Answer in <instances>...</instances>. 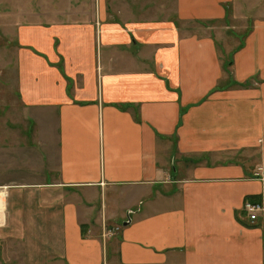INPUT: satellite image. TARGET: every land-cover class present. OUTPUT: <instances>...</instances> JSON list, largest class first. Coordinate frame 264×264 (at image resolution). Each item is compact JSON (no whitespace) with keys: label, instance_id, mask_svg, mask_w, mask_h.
I'll return each instance as SVG.
<instances>
[{"label":"crops","instance_id":"0c3cea01","mask_svg":"<svg viewBox=\"0 0 264 264\" xmlns=\"http://www.w3.org/2000/svg\"><path fill=\"white\" fill-rule=\"evenodd\" d=\"M174 1L159 17L94 0L18 25L21 99L58 177L0 184V238L22 243L23 264H106L104 212L123 225L119 264H264V23L225 58L188 24L234 0Z\"/></svg>","mask_w":264,"mask_h":264},{"label":"rangeland","instance_id":"374dc122","mask_svg":"<svg viewBox=\"0 0 264 264\" xmlns=\"http://www.w3.org/2000/svg\"><path fill=\"white\" fill-rule=\"evenodd\" d=\"M84 2L94 3V0H0V184L32 186L58 179L57 171L52 169L45 140L48 131L38 123L34 112L21 99L16 75L19 49L17 29L20 23H29L34 13H44L52 7L77 6ZM174 3V0H106V6L111 7L112 17L123 20L159 17L157 15L170 6H175ZM260 21L264 23V0H234L224 4V16L218 20L183 23L198 26L199 35H212L222 54L228 58L245 44V39L254 32L255 23ZM50 146V150L55 151L56 143ZM70 192L82 194L81 191ZM112 215L110 212L109 215L103 213L102 222L97 224V233L103 234V238L107 237L106 264H119L117 246H111V242L120 235L123 225L121 220L112 222ZM122 216L118 212L115 218ZM250 219L256 221L258 218ZM94 230L92 228L91 231ZM83 231L86 232L87 228L84 227ZM24 252L21 242L0 238V264H23L26 258Z\"/></svg>","mask_w":264,"mask_h":264},{"label":"built area","instance_id":"2783aa9c","mask_svg":"<svg viewBox=\"0 0 264 264\" xmlns=\"http://www.w3.org/2000/svg\"><path fill=\"white\" fill-rule=\"evenodd\" d=\"M10 187L8 185L0 186V228L6 225V200ZM244 207L250 218L254 220L258 218V213L263 209L262 204L250 201L246 202Z\"/></svg>","mask_w":264,"mask_h":264},{"label":"water","instance_id":"95a60500","mask_svg":"<svg viewBox=\"0 0 264 264\" xmlns=\"http://www.w3.org/2000/svg\"><path fill=\"white\" fill-rule=\"evenodd\" d=\"M126 224V223H125Z\"/></svg>","mask_w":264,"mask_h":264}]
</instances>
